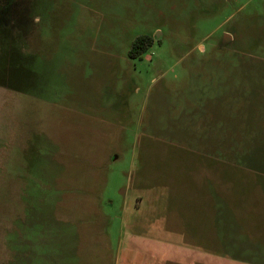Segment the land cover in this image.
Returning a JSON list of instances; mask_svg holds the SVG:
<instances>
[{
    "label": "rangeland",
    "instance_id": "obj_1",
    "mask_svg": "<svg viewBox=\"0 0 264 264\" xmlns=\"http://www.w3.org/2000/svg\"><path fill=\"white\" fill-rule=\"evenodd\" d=\"M0 7V264H264V0Z\"/></svg>",
    "mask_w": 264,
    "mask_h": 264
},
{
    "label": "trees",
    "instance_id": "obj_2",
    "mask_svg": "<svg viewBox=\"0 0 264 264\" xmlns=\"http://www.w3.org/2000/svg\"><path fill=\"white\" fill-rule=\"evenodd\" d=\"M4 4V0H0V6ZM1 8V7H0ZM153 36L150 34H139L131 42L128 55L131 58L140 57L142 53L152 44Z\"/></svg>",
    "mask_w": 264,
    "mask_h": 264
}]
</instances>
